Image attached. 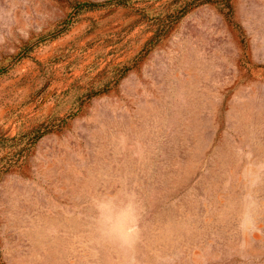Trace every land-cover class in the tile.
I'll list each match as a JSON object with an SVG mask.
<instances>
[{"label":"rangeland","instance_id":"rangeland-1","mask_svg":"<svg viewBox=\"0 0 264 264\" xmlns=\"http://www.w3.org/2000/svg\"><path fill=\"white\" fill-rule=\"evenodd\" d=\"M0 264H264V0H0Z\"/></svg>","mask_w":264,"mask_h":264},{"label":"trees","instance_id":"trees-1","mask_svg":"<svg viewBox=\"0 0 264 264\" xmlns=\"http://www.w3.org/2000/svg\"><path fill=\"white\" fill-rule=\"evenodd\" d=\"M116 3H119L120 0H115ZM106 2H103L102 4H98V3H82L81 5L84 6L86 9H93V8H97L100 6H103V4Z\"/></svg>","mask_w":264,"mask_h":264}]
</instances>
